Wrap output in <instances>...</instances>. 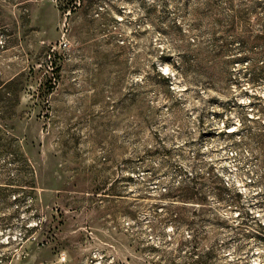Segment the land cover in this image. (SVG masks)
Listing matches in <instances>:
<instances>
[{"label": "rangeland", "instance_id": "obj_1", "mask_svg": "<svg viewBox=\"0 0 264 264\" xmlns=\"http://www.w3.org/2000/svg\"><path fill=\"white\" fill-rule=\"evenodd\" d=\"M0 264H264V0H0Z\"/></svg>", "mask_w": 264, "mask_h": 264}, {"label": "trees", "instance_id": "obj_2", "mask_svg": "<svg viewBox=\"0 0 264 264\" xmlns=\"http://www.w3.org/2000/svg\"><path fill=\"white\" fill-rule=\"evenodd\" d=\"M10 153H13V156H14V154H16V153H14V152H11V151H10ZM13 159H14V158H13Z\"/></svg>", "mask_w": 264, "mask_h": 264}]
</instances>
